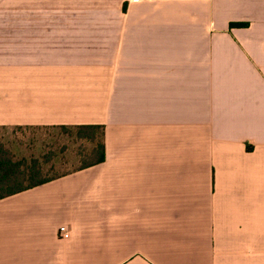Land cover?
I'll return each instance as SVG.
<instances>
[{
  "label": "crops",
  "instance_id": "0c3cea01",
  "mask_svg": "<svg viewBox=\"0 0 264 264\" xmlns=\"http://www.w3.org/2000/svg\"><path fill=\"white\" fill-rule=\"evenodd\" d=\"M80 125L105 160L0 199V264H264V0H0V127Z\"/></svg>",
  "mask_w": 264,
  "mask_h": 264
},
{
  "label": "rangeland",
  "instance_id": "374dc122",
  "mask_svg": "<svg viewBox=\"0 0 264 264\" xmlns=\"http://www.w3.org/2000/svg\"><path fill=\"white\" fill-rule=\"evenodd\" d=\"M0 144L24 167H39L41 178L77 169L93 147V143L78 139L75 129L42 126L0 127Z\"/></svg>",
  "mask_w": 264,
  "mask_h": 264
},
{
  "label": "trees",
  "instance_id": "16d2710c",
  "mask_svg": "<svg viewBox=\"0 0 264 264\" xmlns=\"http://www.w3.org/2000/svg\"><path fill=\"white\" fill-rule=\"evenodd\" d=\"M238 25L241 26V24ZM61 128L75 129L78 139L93 143L90 153L83 156L82 165L73 171L100 164L105 160L103 125L62 126ZM62 175L64 174L41 178L39 167H24L22 162L15 161L9 150L0 144V199L49 182Z\"/></svg>",
  "mask_w": 264,
  "mask_h": 264
},
{
  "label": "built area",
  "instance_id": "2783aa9c",
  "mask_svg": "<svg viewBox=\"0 0 264 264\" xmlns=\"http://www.w3.org/2000/svg\"><path fill=\"white\" fill-rule=\"evenodd\" d=\"M139 1H141V0H127L128 3H135V2H139ZM58 234H59L60 238L67 239L70 236V231L66 226H61L59 228Z\"/></svg>",
  "mask_w": 264,
  "mask_h": 264
}]
</instances>
